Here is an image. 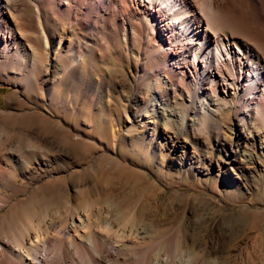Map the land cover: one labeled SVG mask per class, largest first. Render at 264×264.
I'll list each match as a JSON object with an SVG mask.
<instances>
[{
	"label": "bare ground",
	"instance_id": "6f19581e",
	"mask_svg": "<svg viewBox=\"0 0 264 264\" xmlns=\"http://www.w3.org/2000/svg\"><path fill=\"white\" fill-rule=\"evenodd\" d=\"M1 84L19 110L0 111V210L35 170L16 152L55 150L18 118L60 130L70 148L86 142L77 127L138 130L132 151L142 132L177 149L208 126L264 143V0H0ZM19 200L0 214V264H220L153 221L106 216L110 201L67 197L63 215L46 205L36 216Z\"/></svg>",
	"mask_w": 264,
	"mask_h": 264
},
{
	"label": "rangeland",
	"instance_id": "374dc122",
	"mask_svg": "<svg viewBox=\"0 0 264 264\" xmlns=\"http://www.w3.org/2000/svg\"><path fill=\"white\" fill-rule=\"evenodd\" d=\"M14 90L10 84L0 85L1 112L19 110ZM17 122L28 126L32 133H40L55 150L38 151L35 157L29 150L23 151L27 156L22 151L16 152L25 155L26 161L34 162L32 174L18 176V182L28 187L25 192L29 194L24 190L19 192L0 214L6 213L19 199L22 205L34 201L28 210L36 216L46 205L51 209L59 207L63 215L68 209L67 197L71 198V204L94 208L110 201L113 208L103 211L106 216L128 219L136 215L153 221L166 236L179 233L190 248L208 250L216 256L217 263L264 264V143L261 140L252 136L239 139L241 132L232 135L227 128L208 126L199 134L198 142L182 137L185 141L177 149L172 148L173 140H159L157 134L142 132L148 134L147 139L140 145L134 144L132 151L130 142L138 130L129 132V128H122L121 136L111 138L105 127L95 129L94 133L92 129L77 127L76 131L85 135L86 142H77L70 148L63 132L49 124L21 118ZM114 128L108 127V132ZM156 130L172 132L171 128ZM103 133L109 137L100 138L99 134ZM105 157H118L122 167ZM35 158L45 164L38 166ZM2 192L11 194L5 189ZM20 206L13 209L19 212ZM143 240L141 246H148V235Z\"/></svg>",
	"mask_w": 264,
	"mask_h": 264
}]
</instances>
